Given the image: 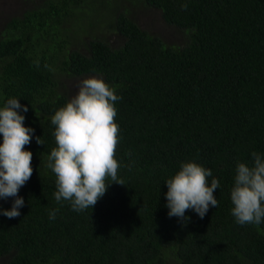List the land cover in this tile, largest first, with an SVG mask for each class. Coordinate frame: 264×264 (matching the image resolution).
Returning <instances> with one entry per match:
<instances>
[{
	"label": "trees",
	"instance_id": "16d2710c",
	"mask_svg": "<svg viewBox=\"0 0 264 264\" xmlns=\"http://www.w3.org/2000/svg\"><path fill=\"white\" fill-rule=\"evenodd\" d=\"M20 3L0 19V107L11 97L28 107L18 111L34 129L25 146L33 174L18 193L20 216L2 214L15 197L0 198V264H264V222L238 224L230 198L237 164L264 155V0ZM151 8L173 26L167 35L132 17ZM89 77L122 97L116 158L125 185L110 183L77 212L54 197L51 117ZM184 162L220 181L218 207L202 219L191 209L183 220L168 215L166 181Z\"/></svg>",
	"mask_w": 264,
	"mask_h": 264
},
{
	"label": "clouds",
	"instance_id": "9594fccd",
	"mask_svg": "<svg viewBox=\"0 0 264 264\" xmlns=\"http://www.w3.org/2000/svg\"><path fill=\"white\" fill-rule=\"evenodd\" d=\"M183 9H187L184 4ZM37 68L40 61H34ZM44 68L55 69L45 64ZM122 97L103 78L89 77L81 81L78 93L51 117L55 126L56 147L48 156L47 167L56 177L55 200L68 201L71 208L83 212L93 208L102 198L110 183L125 185L118 172L116 158L119 146V125L116 122V102ZM28 111L17 97H11L0 107V198L15 197L11 209L2 210L9 219L20 216L24 205L18 195L33 174L31 143L34 129L25 126V116L18 110ZM37 144H44L37 137ZM253 165L239 162L230 198L234 205L231 214L240 225L264 222V155L253 152ZM212 170L196 162H184L179 171L166 181L169 217L185 219L191 209L202 219L210 206L218 207L214 191L220 186L217 178L209 177ZM59 209L49 212L54 220Z\"/></svg>",
	"mask_w": 264,
	"mask_h": 264
},
{
	"label": "rangeland",
	"instance_id": "374dc122",
	"mask_svg": "<svg viewBox=\"0 0 264 264\" xmlns=\"http://www.w3.org/2000/svg\"><path fill=\"white\" fill-rule=\"evenodd\" d=\"M21 3L20 0H0V19L3 16V12L7 11L10 13V15L14 14L16 11L21 10L20 7ZM144 13H137L135 16L132 15V17L137 18L139 21L138 24L143 27L145 30L150 32L151 34L156 33L159 35H167L168 31L171 27L167 25L164 20L162 19V16L160 12L154 8L151 9H145L143 10ZM170 32L169 34H171ZM109 36L113 35L108 33ZM116 39L115 41H112L113 44L120 43V39Z\"/></svg>",
	"mask_w": 264,
	"mask_h": 264
}]
</instances>
